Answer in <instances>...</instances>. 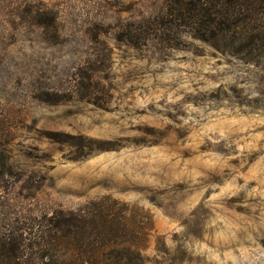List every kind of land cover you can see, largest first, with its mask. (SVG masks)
<instances>
[{"label":"rangeland","instance_id":"rangeland-1","mask_svg":"<svg viewBox=\"0 0 264 264\" xmlns=\"http://www.w3.org/2000/svg\"><path fill=\"white\" fill-rule=\"evenodd\" d=\"M0 167L31 215L117 201L101 264H264V0H0Z\"/></svg>","mask_w":264,"mask_h":264},{"label":"trees","instance_id":"trees-1","mask_svg":"<svg viewBox=\"0 0 264 264\" xmlns=\"http://www.w3.org/2000/svg\"><path fill=\"white\" fill-rule=\"evenodd\" d=\"M0 168V175L11 173ZM11 186L0 181V264H101L109 251L141 252L135 243L139 232L114 211L111 202L117 201L31 215L4 199Z\"/></svg>","mask_w":264,"mask_h":264}]
</instances>
